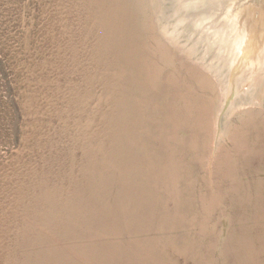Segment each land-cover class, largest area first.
<instances>
[{"label": "rangeland", "instance_id": "obj_1", "mask_svg": "<svg viewBox=\"0 0 264 264\" xmlns=\"http://www.w3.org/2000/svg\"><path fill=\"white\" fill-rule=\"evenodd\" d=\"M151 4L0 0V264H264L263 126L227 137Z\"/></svg>", "mask_w": 264, "mask_h": 264}, {"label": "bare ground", "instance_id": "obj_2", "mask_svg": "<svg viewBox=\"0 0 264 264\" xmlns=\"http://www.w3.org/2000/svg\"><path fill=\"white\" fill-rule=\"evenodd\" d=\"M163 2L152 0L146 7L155 16ZM172 12L174 20L161 27L157 47L178 66L176 73L186 70L200 89L213 92L210 108L216 107L218 99L222 103L217 113L232 106L227 132L223 131L237 147L248 150L247 132L261 126L264 130V0H173ZM152 26L160 28L157 22ZM182 36L187 37L185 42ZM235 114L246 130L234 127Z\"/></svg>", "mask_w": 264, "mask_h": 264}, {"label": "water", "instance_id": "obj_3", "mask_svg": "<svg viewBox=\"0 0 264 264\" xmlns=\"http://www.w3.org/2000/svg\"><path fill=\"white\" fill-rule=\"evenodd\" d=\"M168 1H169V4L164 12L165 17L163 19V23H164L163 25H166L168 21L174 20V13L173 12L171 13L173 0H168ZM182 38L184 39V42L187 40V37L182 36Z\"/></svg>", "mask_w": 264, "mask_h": 264}]
</instances>
